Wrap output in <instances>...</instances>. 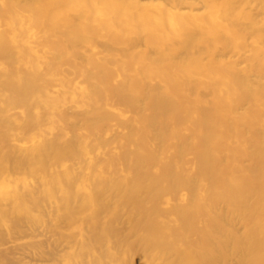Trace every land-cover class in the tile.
Returning <instances> with one entry per match:
<instances>
[{
    "label": "bare ground",
    "instance_id": "1",
    "mask_svg": "<svg viewBox=\"0 0 264 264\" xmlns=\"http://www.w3.org/2000/svg\"><path fill=\"white\" fill-rule=\"evenodd\" d=\"M0 264H264V0H0Z\"/></svg>",
    "mask_w": 264,
    "mask_h": 264
},
{
    "label": "rangeland",
    "instance_id": "2",
    "mask_svg": "<svg viewBox=\"0 0 264 264\" xmlns=\"http://www.w3.org/2000/svg\"><path fill=\"white\" fill-rule=\"evenodd\" d=\"M23 256V255H22ZM25 256V255H24Z\"/></svg>",
    "mask_w": 264,
    "mask_h": 264
}]
</instances>
